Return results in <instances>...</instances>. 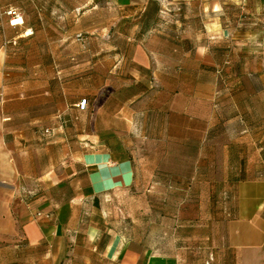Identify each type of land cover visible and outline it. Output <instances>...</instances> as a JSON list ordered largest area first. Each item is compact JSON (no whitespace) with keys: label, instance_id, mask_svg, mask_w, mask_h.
<instances>
[{"label":"rangeland","instance_id":"1","mask_svg":"<svg viewBox=\"0 0 264 264\" xmlns=\"http://www.w3.org/2000/svg\"><path fill=\"white\" fill-rule=\"evenodd\" d=\"M156 1L159 10L144 17L148 0H0V42L30 26V35L8 44L10 50H40L57 65L59 88L67 82L68 96L73 92L68 126L74 130V181L59 171L52 191L65 222L71 204L76 212L64 231L68 264H114L106 246L116 235L143 250H171L179 211L211 201L194 196L213 185L215 168L194 166L210 152L178 149V136L168 143L161 133L162 108L177 91L215 98L216 104L222 99L231 118L244 111L251 141L263 147L250 152L252 164L258 163L255 156H264V0ZM9 9L26 22L10 28ZM202 46L209 50L198 57L212 62L206 55L211 52L233 67L226 64L203 76L195 54ZM195 78L210 84L184 86ZM87 128L89 146L130 162L126 185L109 174L100 179L108 178L110 186L86 188L80 164L93 156H82L87 137L82 141L78 133ZM215 201L227 208L234 199L227 194Z\"/></svg>","mask_w":264,"mask_h":264},{"label":"crops","instance_id":"2","mask_svg":"<svg viewBox=\"0 0 264 264\" xmlns=\"http://www.w3.org/2000/svg\"><path fill=\"white\" fill-rule=\"evenodd\" d=\"M8 18L10 28L26 22L21 14L17 23L13 16ZM30 31V26L20 27L13 40L0 42V264H68L64 231L76 212L71 204L65 222L52 191L60 181L59 171L74 181V130L68 126L74 103L67 82L59 88L57 65L50 57L44 58L40 50H10L8 44L28 37ZM200 50L209 49H195L203 76L231 65L211 52L206 55L212 62H206ZM189 82L184 86L210 84L203 78ZM237 83L246 86L244 81ZM189 93L177 91L162 108L160 129L165 141L178 136V149L210 152L194 166L215 168L209 181L213 185L196 190L194 196L211 201L179 211L177 242L171 250H143L131 238L114 236L106 246L107 259L114 264H264V156H255V165L250 153L263 147L251 141L244 111L231 118L222 99L216 104L215 98H192ZM78 135L82 141L87 137L82 156H93L92 162L80 164L87 174L86 188L94 192L110 186L108 178L100 179L109 174L125 184L130 162L89 146V128ZM227 194L234 202L227 208L217 205L215 200ZM37 211L46 216L35 217Z\"/></svg>","mask_w":264,"mask_h":264},{"label":"trees","instance_id":"3","mask_svg":"<svg viewBox=\"0 0 264 264\" xmlns=\"http://www.w3.org/2000/svg\"><path fill=\"white\" fill-rule=\"evenodd\" d=\"M150 10L153 12H157L159 10V5L156 0H148V4L145 11L143 12V16L148 17L152 13Z\"/></svg>","mask_w":264,"mask_h":264},{"label":"built area","instance_id":"4","mask_svg":"<svg viewBox=\"0 0 264 264\" xmlns=\"http://www.w3.org/2000/svg\"><path fill=\"white\" fill-rule=\"evenodd\" d=\"M7 14L8 15H10V16H13L14 18H16L18 15H17V11L15 10V9H9L8 11H7ZM13 21H16V19H14V20H12V22ZM85 104V100H83L82 102H81V105H84ZM34 216L35 217H40V216H46V215H44V214H42L41 212H35L34 213Z\"/></svg>","mask_w":264,"mask_h":264}]
</instances>
